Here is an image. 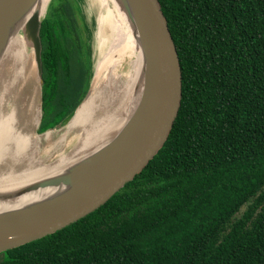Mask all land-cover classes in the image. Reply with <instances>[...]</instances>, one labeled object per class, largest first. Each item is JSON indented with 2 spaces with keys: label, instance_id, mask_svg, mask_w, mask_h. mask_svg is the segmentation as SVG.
Wrapping results in <instances>:
<instances>
[{
  "label": "trees",
  "instance_id": "1",
  "mask_svg": "<svg viewBox=\"0 0 264 264\" xmlns=\"http://www.w3.org/2000/svg\"><path fill=\"white\" fill-rule=\"evenodd\" d=\"M53 1L25 145L74 111L93 71L79 0ZM158 1L179 79L163 146L100 207L0 264H264V0Z\"/></svg>",
  "mask_w": 264,
  "mask_h": 264
},
{
  "label": "water",
  "instance_id": "2",
  "mask_svg": "<svg viewBox=\"0 0 264 264\" xmlns=\"http://www.w3.org/2000/svg\"><path fill=\"white\" fill-rule=\"evenodd\" d=\"M51 1L0 0V60L20 35L32 57L41 112L40 29ZM110 2L128 26L133 53L139 56V71L126 103L130 113L114 134L61 167L0 184V253L53 234L100 207L146 166L166 140L178 104L179 79L174 42L161 5L158 0ZM95 79L93 68L80 103L46 131L64 127L91 95Z\"/></svg>",
  "mask_w": 264,
  "mask_h": 264
},
{
  "label": "bare ground",
  "instance_id": "3",
  "mask_svg": "<svg viewBox=\"0 0 264 264\" xmlns=\"http://www.w3.org/2000/svg\"><path fill=\"white\" fill-rule=\"evenodd\" d=\"M92 1L94 9L99 8L100 12L95 15V40L97 51L100 53L102 49L95 64L96 83L91 95L66 120L63 128L51 131L32 144H24L22 123L31 139L35 131L31 112L32 57L20 35L12 39L1 57L0 107L6 102L10 108L5 115L0 110V184L25 180L61 167L90 146L101 144L128 117L130 109H126V103L139 71V56L133 53L128 26L110 0ZM106 29L109 33H105ZM123 63L127 68L123 67L122 71ZM14 100L20 103L21 121L11 119Z\"/></svg>",
  "mask_w": 264,
  "mask_h": 264
},
{
  "label": "rangeland",
  "instance_id": "4",
  "mask_svg": "<svg viewBox=\"0 0 264 264\" xmlns=\"http://www.w3.org/2000/svg\"><path fill=\"white\" fill-rule=\"evenodd\" d=\"M57 1L58 0H54L53 5H56ZM79 2L81 5V10H82L83 16H84L86 22L89 24L88 25L89 28L91 27L90 28L91 31L94 32L92 42H91V45H92L91 58L93 59V68L95 69V64L98 61V59L100 58L101 51H102V49H101L100 53L97 51V48H98L97 42L98 41L96 42V40H95V29H97L95 15H96V13L98 14L100 12H99V8L96 10L94 9V3L92 0H79ZM50 9L52 10V8H50ZM105 33H109V30L106 29ZM123 67L126 69L127 68L126 64L125 65H124V63L122 64V67H121L122 71H123ZM14 102H15L14 104H16V105H12V107H11V108H13L12 114L14 116L12 118L11 117L10 118L21 121L20 119H21L22 113L19 109L20 103L18 102V100H14ZM5 103L0 107V110L2 109L1 115H5L8 112L7 110L10 108L9 105L7 103L6 104ZM1 259H2V254L0 253V260Z\"/></svg>",
  "mask_w": 264,
  "mask_h": 264
}]
</instances>
